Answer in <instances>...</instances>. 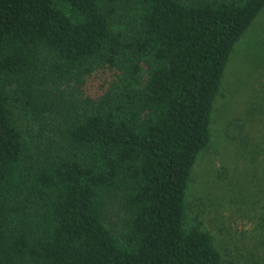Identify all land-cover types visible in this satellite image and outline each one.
Instances as JSON below:
<instances>
[{"label":"trees","instance_id":"1","mask_svg":"<svg viewBox=\"0 0 264 264\" xmlns=\"http://www.w3.org/2000/svg\"><path fill=\"white\" fill-rule=\"evenodd\" d=\"M135 1L134 44L105 0H0V264H225L210 232L187 228V190L234 50L264 0ZM133 49L122 90L65 95ZM141 57L153 61L142 83ZM16 109L55 115L65 145L42 150ZM116 193L123 240L107 221ZM259 220L264 230V210Z\"/></svg>","mask_w":264,"mask_h":264},{"label":"rangeland","instance_id":"2","mask_svg":"<svg viewBox=\"0 0 264 264\" xmlns=\"http://www.w3.org/2000/svg\"><path fill=\"white\" fill-rule=\"evenodd\" d=\"M105 1L116 11V32L126 43L135 44L142 32L139 3ZM135 49L126 50L117 63L87 77L81 87L67 84L65 95L94 100L106 92H119L130 83V61H137ZM152 64L151 59L141 57L138 82L147 78ZM131 83L133 87L140 84ZM15 116L42 150L54 154L65 145L55 115L36 119L16 109ZM212 118V141L198 157L187 190L186 226H200L210 232L225 264H262L264 230L259 228V217L264 210V12L234 50ZM232 126L237 128L238 138L228 135ZM240 138H246L245 145ZM106 212L108 225L123 240L127 227L120 194L110 195Z\"/></svg>","mask_w":264,"mask_h":264}]
</instances>
